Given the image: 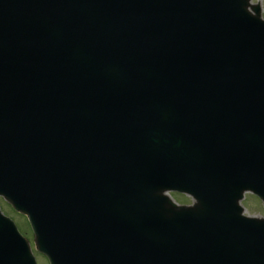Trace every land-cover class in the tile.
<instances>
[{"label":"water","instance_id":"obj_1","mask_svg":"<svg viewBox=\"0 0 264 264\" xmlns=\"http://www.w3.org/2000/svg\"><path fill=\"white\" fill-rule=\"evenodd\" d=\"M248 6L0 0V195L51 264H264V218L238 205L264 200V20ZM0 264H34L1 213Z\"/></svg>","mask_w":264,"mask_h":264},{"label":"rangeland","instance_id":"obj_2","mask_svg":"<svg viewBox=\"0 0 264 264\" xmlns=\"http://www.w3.org/2000/svg\"><path fill=\"white\" fill-rule=\"evenodd\" d=\"M252 4H256L259 3L260 7H261V14L262 17L264 18V0H251ZM172 196L179 202V203H185V204H189L191 203V200L189 199V197H187V195L185 194H181V193H177V192H173ZM0 201H2L3 203L4 200L2 198H0ZM2 203V205H4ZM6 204V203H5ZM242 206L244 207V213L246 215H253V216H264V205L262 203V201L255 196L252 193H245L244 195V199L243 201H241ZM5 206V205H4ZM4 211H8V208L5 206L3 207ZM9 213V212H8ZM15 214V213H14ZM17 215V214H15ZM20 218L21 223L25 226L28 227V224L26 222V219L21 216V215H17ZM16 217V216H15ZM17 218V217H16ZM21 230L23 231L22 227H20ZM31 241V240H30ZM35 253H38L35 249H33ZM39 254V253H38ZM38 254L35 255L36 257V261L37 264H47L46 260L43 258V256H39Z\"/></svg>","mask_w":264,"mask_h":264}]
</instances>
